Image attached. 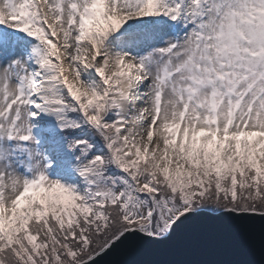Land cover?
<instances>
[{
	"label": "snow or ice",
	"instance_id": "snow-or-ice-1",
	"mask_svg": "<svg viewBox=\"0 0 264 264\" xmlns=\"http://www.w3.org/2000/svg\"><path fill=\"white\" fill-rule=\"evenodd\" d=\"M264 264V0H0V264Z\"/></svg>",
	"mask_w": 264,
	"mask_h": 264
},
{
	"label": "water",
	"instance_id": "water-1",
	"mask_svg": "<svg viewBox=\"0 0 264 264\" xmlns=\"http://www.w3.org/2000/svg\"><path fill=\"white\" fill-rule=\"evenodd\" d=\"M156 255H141V256H121V257H108L106 259H131V260H145V261H168V260H249L254 261L259 264L260 253L258 242L253 249L241 252L239 254L232 253H210V254H200V255H185L178 252H173L169 250H161Z\"/></svg>",
	"mask_w": 264,
	"mask_h": 264
},
{
	"label": "bare ground",
	"instance_id": "bare-ground-1",
	"mask_svg": "<svg viewBox=\"0 0 264 264\" xmlns=\"http://www.w3.org/2000/svg\"><path fill=\"white\" fill-rule=\"evenodd\" d=\"M149 255H156V256H158L157 254H154V253L153 254H149Z\"/></svg>",
	"mask_w": 264,
	"mask_h": 264
}]
</instances>
